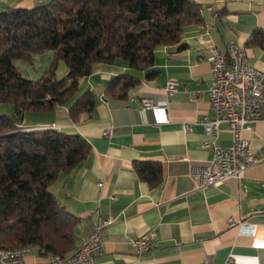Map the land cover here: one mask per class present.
I'll list each match as a JSON object with an SVG mask.
<instances>
[{
    "label": "crops",
    "instance_id": "1",
    "mask_svg": "<svg viewBox=\"0 0 264 264\" xmlns=\"http://www.w3.org/2000/svg\"><path fill=\"white\" fill-rule=\"evenodd\" d=\"M193 1L201 6L203 23L184 27L183 48L157 47L154 64L146 71L132 70L117 58L95 64L90 75L79 79L77 96L87 90L94 94L91 113L83 112L72 121L69 104H65L49 113L23 115V128L78 134L91 146L89 156L70 172L60 173L49 190L78 218L77 247L91 231L96 208L102 217L112 220L103 231L104 253L96 264H200L204 259L222 264L228 256L235 264H264V121L243 132L262 161L240 178L198 188L189 173V162L212 158L202 148L206 135L198 122L211 114L206 94L211 81L208 49H223L233 40L246 52L248 62L264 73L263 50L246 45L252 31L264 30V0ZM41 3L43 0H0V10ZM14 63L22 74L29 72L28 63ZM151 72L154 75L147 78ZM124 73L139 80L128 89L127 97L105 93L104 86ZM169 80L177 83L173 93L166 90ZM262 86L264 89V77ZM196 92L204 93L196 96ZM143 99L159 108L143 109ZM11 112L9 108L4 113ZM108 129L112 132L106 136ZM231 142V130L223 125L217 144L226 147ZM135 161L159 162L161 183L151 186L142 180L134 170ZM153 230L156 245L133 254L130 241ZM45 261V256L31 252L25 257L26 264Z\"/></svg>",
    "mask_w": 264,
    "mask_h": 264
},
{
    "label": "trees",
    "instance_id": "2",
    "mask_svg": "<svg viewBox=\"0 0 264 264\" xmlns=\"http://www.w3.org/2000/svg\"><path fill=\"white\" fill-rule=\"evenodd\" d=\"M201 6L193 0H49L29 8L0 10V247H35L41 256L75 251L78 218L62 207L49 186L90 154L89 142L78 134L54 128L26 129V112L49 113L69 104L72 121L91 113L92 91L77 96L78 81L95 64L120 58L136 71L154 64L155 49L181 43L183 29L201 24ZM264 52V30L246 41ZM52 51L48 69L39 78L26 77L15 60L31 64L36 55ZM66 73L57 77L59 61ZM154 75L148 73L147 78ZM139 80L124 73L104 86L112 97L125 99ZM137 175L151 186L163 178L156 161H135Z\"/></svg>",
    "mask_w": 264,
    "mask_h": 264
},
{
    "label": "built area",
    "instance_id": "3",
    "mask_svg": "<svg viewBox=\"0 0 264 264\" xmlns=\"http://www.w3.org/2000/svg\"><path fill=\"white\" fill-rule=\"evenodd\" d=\"M206 60L210 70V84L206 90L211 114H205L198 120L205 132L202 148L212 153L207 161L189 162V173L197 180L198 188L213 186L229 178H240L251 166L262 161L253 150L251 140L243 136L244 131H251L258 121H264V73L248 62L246 52H238V45L230 40L223 49L211 47ZM174 80L167 82L169 93L176 91ZM204 92H196L199 96ZM143 109L157 110L159 107L150 100H142ZM227 125L232 133L231 145L222 147L217 144L220 130ZM185 130L190 129L188 123ZM112 130L104 132L106 136ZM101 185V182L98 183ZM94 221L88 237L79 244L78 252L69 262L46 260L44 264H96L97 257L104 253L103 231L112 220L101 216L99 208L94 210ZM229 224L232 220L229 219ZM155 231L142 234L130 241V250L140 255L156 245ZM23 255L0 256V264H26ZM200 264H214L204 259ZM222 264H235L228 256Z\"/></svg>",
    "mask_w": 264,
    "mask_h": 264
},
{
    "label": "rangeland",
    "instance_id": "4",
    "mask_svg": "<svg viewBox=\"0 0 264 264\" xmlns=\"http://www.w3.org/2000/svg\"><path fill=\"white\" fill-rule=\"evenodd\" d=\"M49 0H43V3L44 2H47ZM37 57L34 58L33 62L31 64H29V72L27 74H24L26 77L30 78V79H37L40 77V75L46 70L49 68L50 66V63L52 61V58H53V53L52 51H46L44 53H41L39 55H36ZM64 69H65V64L64 62L61 60L59 61V64L57 66V69H56V75L57 77H62L64 76ZM6 108H10V110H12V105L10 104H3V105H0V113H4L6 111H8ZM30 252L32 254H37L38 255V252H37V249L35 247H32L30 249Z\"/></svg>",
    "mask_w": 264,
    "mask_h": 264
},
{
    "label": "bare ground",
    "instance_id": "5",
    "mask_svg": "<svg viewBox=\"0 0 264 264\" xmlns=\"http://www.w3.org/2000/svg\"><path fill=\"white\" fill-rule=\"evenodd\" d=\"M238 52H245V51L242 48L238 47ZM78 248L75 251H73L72 253L65 255V256H61V255H57V254H49L46 257V260H50V259L51 260H58V259H60L61 262H69L75 256V254L78 252ZM26 251L28 252V255H29V253H30L29 247H18V248H13V249L0 247V256H10V254L11 255H23V253Z\"/></svg>",
    "mask_w": 264,
    "mask_h": 264
}]
</instances>
